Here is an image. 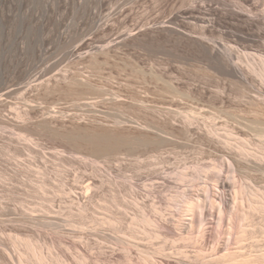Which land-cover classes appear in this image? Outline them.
<instances>
[{"label": "rangeland", "instance_id": "obj_1", "mask_svg": "<svg viewBox=\"0 0 264 264\" xmlns=\"http://www.w3.org/2000/svg\"><path fill=\"white\" fill-rule=\"evenodd\" d=\"M261 27L264 0H0V264H264V160L237 152Z\"/></svg>", "mask_w": 264, "mask_h": 264}, {"label": "bare ground", "instance_id": "obj_2", "mask_svg": "<svg viewBox=\"0 0 264 264\" xmlns=\"http://www.w3.org/2000/svg\"><path fill=\"white\" fill-rule=\"evenodd\" d=\"M261 23V22H260ZM261 30H264V27H261ZM206 60V59H205ZM249 66H250V69L252 70V71H250L251 73H254L255 75H256V77H259L260 78V80L262 81V83H264V58L262 59V61H261V65H259V66H256V65H252V64H249ZM191 103V102H190ZM188 105V104H187ZM188 107V106H187ZM192 108V107H191ZM202 108V107H201ZM177 109V108H176ZM184 109V108H183ZM188 109V108H187ZM182 110V109H181ZM209 110V109H208ZM189 111H191V110H189ZM181 112V111H180ZM183 112V111H182ZM192 112H194V111H192ZM197 112V111H196ZM199 112H201V111H199ZM197 114V113H196ZM209 114V113H208ZM217 114V113H216ZM211 115V114H210ZM234 115V114H233ZM186 116V118L188 119V120H190V115L189 114H187V115H185ZM184 116V117H185ZM193 117V116H192ZM195 117H197V116H195ZM211 117H213L212 115H211ZM234 117V116H233ZM186 119V120H187ZM193 119V118H192ZM192 119H191V121H192ZM207 119V118H206ZM214 120V119H213ZM190 121V122H191ZM194 121V120H193ZM211 121V120H210ZM221 121V120H220ZM224 121V120H223ZM252 121V120H251ZM259 120H257V122H258ZM253 122H255L254 120H253ZM256 122V123H257ZM188 123H189V121H188ZM193 123V122H192ZM198 123V122H197ZM243 123H245V122H243ZM246 123H248V122H246ZM245 123V124H246ZM259 123H261V122H259ZM223 124H224V122H223ZM252 124V123H251ZM258 124V123H257ZM264 124V123H263ZM250 125V124H249ZM262 125V124H261ZM211 126V125H210ZM240 126H242V125H240ZM248 126V125H247ZM246 126V127H247ZM258 126V125H257ZM212 127V126H211ZM210 127V129H207L208 130V132L207 133H209V135H216V134H219L218 132H217V129H215V128H211ZM221 127V126H220ZM244 127V126H243ZM248 127H250V126H248ZM261 128V127H260ZM259 128V129H260ZM225 129V128H224ZM251 129V128H250ZM253 129V128H252ZM258 129V128H257ZM263 129V128H262ZM258 131V130H257ZM260 131V130H259ZM252 132V131H251ZM253 132H255V131H253ZM221 133V132H220ZM223 133V132H222ZM256 133V132H255ZM258 133V132H257ZM234 134H236V133H234L232 130H230V129H226L225 130V132H224V139H226V141H228L229 142V139H231L232 137H233V135ZM244 135V134H243ZM240 136V135H239ZM259 136L261 137V139L259 140V141H257V143L255 144V148H250L249 147V145H251L250 144V141L248 140V139H246V138H239L240 139V142H239V144L237 145V152H239V154H240V156H243V157H247V156H250V157H254L255 159H259V160H264V129H263V131H261L260 132V134H259ZM258 136V137H259ZM234 137H235V135H234ZM242 137V136H241ZM245 137V136H244ZM257 137V138H258ZM229 138V139H228ZM233 139V138H232ZM255 139V138H254ZM236 140V139H235ZM252 140V139H251ZM225 141V142H226ZM255 142H256V140H255ZM227 143V142H226ZM252 144H253V142H252ZM229 152V151H228ZM224 154V153H223ZM234 155V154H233ZM238 157V156H237ZM245 159V158H244ZM241 163V162H240ZM243 163V162H242ZM248 163V162H247ZM217 164V163H216ZM231 166H232V171H230V179H231V185H232V183H234V181H232V173H234V166H233V164L231 163ZM259 167V166H258ZM200 169V168H199ZM217 169V168H216ZM254 169V168H253ZM249 171V170H248ZM198 177H200V176H198ZM181 178V177H180ZM196 177H192V179H195ZM201 178V177H200ZM236 183H237V181H236ZM236 186V185H235ZM236 188H238V186H236ZM208 189V193H205L206 194V196H205V200L208 202V204H210V206H215L216 207V205H215V203L217 202V201H220L218 204H220V205H222V209H223V207H225L224 209H226V207H228L227 208V210H229L230 211V203H229V199L227 198V197H225L226 195V193L224 194L225 196H223V195H218V193H222V192H217L216 193V191H212V189H210V187H208L207 188ZM241 189V190H240ZM206 190V189H205ZM205 190H204V192H205ZM230 190V189H229ZM234 190V189H233ZM238 192H237V194L241 191V192H244L245 193V195H248L249 193L252 195H248L250 198H248V199H250V200H248L249 201V203H248V205L250 206V208L252 207V209L253 208H256V207H259V205H258V202H260V201H258V202H256V201H254L253 200V197L254 198H256L257 199V197L258 198H260V196H257V197H255L256 195H257V193H254V191H252L253 189H250V190H248L247 189V187L246 186H244V185H242V183H240V186H239V188H238ZM203 191V190H202ZM237 191V190H236ZM235 191V192H236ZM207 192V191H206ZM240 192V193H241ZM237 194H235V195H237ZM234 195V194H233ZM197 196V195H196ZM239 197V196H238ZM246 197V196H245ZM233 198H234V196H233ZM240 198V197H239ZM172 199L174 200V201H176V202H178V201H182V199H184V208L186 209V211H187V214H189L190 216H191V218H192V215H194V214H204V213H202V210L204 209V208H202V202H201V198L199 199V198H196V199H187V198H185V195L183 194V193H180L179 195H178V193H176V195H174V197H172ZM219 199V200H218ZM235 199H236V197H235ZM242 200V199H241ZM238 203L240 204V202H239V200H238ZM242 203H243V201H242ZM261 203H263L262 201H261ZM217 204V203H216ZM264 204V203H263ZM263 204H262V206H263ZM204 205V204H203ZM244 205V204H243ZM245 208V207H244ZM221 209V206H220V210H222ZM218 210H219V208H218ZM249 210V209H248ZM257 210V209H256ZM204 211V210H203ZM244 212V211H243ZM222 213H224L223 211H222ZM240 213V212H239ZM219 214H220V212H219ZM244 214V213H243ZM239 215V214H238ZM230 216H232V215H230ZM244 216V215H243ZM245 216H247V215H245ZM244 216V217H245ZM191 218H189V219H191ZM201 218V217H200ZM232 218V217H231ZM198 219V218H197ZM244 219H246V218H244ZM192 220V219H191ZM243 220V219H242ZM201 221V220H200ZM203 221V220H202ZM191 222V221H190ZM201 224V223H200ZM240 224V222H238V225ZM237 225V226H238ZM243 225V224H242ZM245 225V224H244ZM192 227V226H191ZM201 227H202V225H201ZM200 227V228H201ZM239 227H242L241 226V224H240V226H238V229H239ZM244 226L241 228V231L243 232L244 231ZM246 228V227H245ZM247 229V228H246ZM245 232V231H244ZM243 232V233H244ZM240 233V232H239ZM236 234H238V233H236ZM241 234V233H240ZM245 234V233H244ZM240 236V235H239ZM243 237V235H241L240 236V240H242L241 238ZM239 239V238H238ZM237 239V240H238ZM135 242V241H134ZM240 242V241H239ZM241 244V243H240ZM239 244V245H240ZM237 245V244H236ZM135 246V245H134ZM242 247V246H241ZM202 248V247H201ZM235 248V247H234ZM34 250V249H33ZM37 250L38 249H36V251H33L34 253V256L35 255H37V253L39 252H37ZM202 250V249H201ZM232 250V249H231ZM235 250V249H234ZM231 251V252H227L228 254L227 255H225L226 257H228V260H230L231 261V263L230 264H234V263H236L235 261H238V264L240 263V264H258L259 262L261 263V261H260V259H258V258H256L255 256H250V255H244L245 253H243V252H241V249H237V250H235V251ZM238 250H240V251H238ZM159 251V250H158ZM40 253V252H39ZM38 253V254H39ZM201 253V252H200ZM143 254V253H142ZM148 254V253H147ZM146 254V255H147ZM197 254H199L198 253V251H197ZM144 255V254H143ZM38 256H40V255H38ZM37 256V257H38ZM148 256V255H147ZM204 256V255H203ZM248 256H250V257H248ZM36 257V256H35ZM217 257V256H216ZM225 257V258H226ZM252 257V258H251ZM253 257H255V258H253ZM40 258H41V256H40ZM39 258V259H40ZM220 258V257H219ZM224 258V257H223ZM38 259V260H39ZM43 259V258H42ZM45 259V258H44ZM43 259V260H44ZM220 260V259H219ZM226 261H227V259H226ZM233 261V262H232ZM41 263H42V261H40ZM51 262V261H50ZM46 263H48V262H45V264ZM259 263V264H260ZM50 264V263H49ZM237 264V263H236Z\"/></svg>", "mask_w": 264, "mask_h": 264}]
</instances>
